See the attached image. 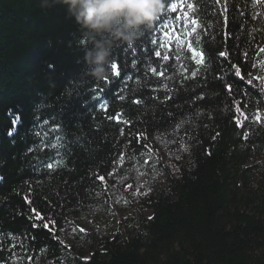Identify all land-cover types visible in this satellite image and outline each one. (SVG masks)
<instances>
[{
	"label": "trees",
	"instance_id": "1",
	"mask_svg": "<svg viewBox=\"0 0 264 264\" xmlns=\"http://www.w3.org/2000/svg\"><path fill=\"white\" fill-rule=\"evenodd\" d=\"M188 2L201 21L199 35H189L176 19L182 11L170 12L165 0L164 12L132 46L115 44L110 63L120 76L109 63L105 84L88 75L92 39L65 6L0 0V264H264V81L248 85L230 75V95L217 79L230 68L220 51L242 74L264 76V3L227 0L225 17L223 0ZM161 21L175 29L171 41L158 30ZM196 40L205 54L201 66L187 48ZM98 86L108 111L91 99ZM117 113L131 124L108 119ZM44 121V131L60 129L45 140L56 147L40 151L35 133ZM140 132L147 140L134 139ZM119 192L134 200L133 216L111 233H79L88 216L111 210ZM32 209L56 221L59 239L32 227L42 223Z\"/></svg>",
	"mask_w": 264,
	"mask_h": 264
},
{
	"label": "clouds",
	"instance_id": "2",
	"mask_svg": "<svg viewBox=\"0 0 264 264\" xmlns=\"http://www.w3.org/2000/svg\"><path fill=\"white\" fill-rule=\"evenodd\" d=\"M59 3L92 39L85 53L88 75L100 81L117 43L132 46L165 10V0H40L44 9Z\"/></svg>",
	"mask_w": 264,
	"mask_h": 264
},
{
	"label": "snow or ice",
	"instance_id": "3",
	"mask_svg": "<svg viewBox=\"0 0 264 264\" xmlns=\"http://www.w3.org/2000/svg\"><path fill=\"white\" fill-rule=\"evenodd\" d=\"M223 2H224L225 6H224V11L221 13V15L226 17V14H227V6H226L227 0H223ZM216 3L220 4L221 0H216ZM255 3H257V4L264 3V0H255ZM167 7H168V10L170 12H173V13H175L178 10V8H179L182 11L183 15H182V17H176V19H183V21L185 23V26H187L189 28V35H192V34L199 35V33L197 32V28L201 27V21L195 15H192V13H195V11H196V7H195V5L193 3L188 2V0H183V2L178 5L177 3L171 2V0H169V3L167 5ZM158 30L163 32L164 37H166L168 41H171L173 35L175 34V29L172 27V25H169L168 23H165L164 21L160 22V24L158 26ZM150 42L153 45L157 44V40L156 39H152ZM194 43H199V40H196V41H193V42H189L187 44V48H188L189 52L191 53V59L195 62V64L197 66H201V65H203L205 63V54L203 52L197 51L195 49V47L193 46ZM160 46L163 47L165 45L161 44ZM259 52L260 53H264V46H261L259 48ZM218 55H219V57H221L224 60L228 61L229 65H230V68L222 69V73H223L222 76H218L217 77V79L225 80L224 86H225L227 92L230 95L234 94V85L232 83H230V82H227V80L225 79L226 77H228L230 75H234L240 81H245L246 84H248V85H253L254 80H262V81H264V76H256V75H254V73L252 71H249L246 74H242V71H241V67L242 66L238 65L237 63H233L229 59V53L227 51H220ZM243 55H244V57H247L248 53L245 52ZM155 56L159 58V57H161V53L159 51H156L155 52ZM163 59L165 61H168L169 60V56H163ZM261 66L264 67V62H262ZM49 67L53 68L54 66L49 65ZM109 67H110V70L113 73V75H115L117 77L120 76V72L118 70V65L115 62V60H113V62L110 63ZM251 67L253 69H256L257 68V64L255 62H253L251 64ZM150 70H151V72L153 74H156V75H159V76H163L164 75L163 72H158V70L156 68H151ZM200 70H201L200 67H197V69L195 71L191 72V76L192 77H196L197 73ZM108 83H109V81H108V79L106 77L105 78V84H108ZM90 91L92 93L91 99L96 101L98 103V105L102 108V110L108 111L107 104H106V98L103 95V93L105 91V88L98 86L97 88L90 89ZM259 91L261 93H264V86H262L259 89ZM120 98L123 99V97H120ZM168 99H171V97H168ZM199 99H203V97L201 96V97H199ZM134 103L140 104L141 101L140 100H135ZM235 111H236V113H239L240 116H244V113L242 112L240 106H237ZM255 118H256L257 122L260 121L259 114H257ZM18 119H19V117H15L13 119V125L16 124ZM108 119L115 120L117 123H123V124H126V125H130L131 124L130 120L123 119V114L122 113H117L114 116H109ZM244 119L247 120V116H244ZM47 123H48V121H44L43 124H40L39 125L40 131H37L35 133L36 136L40 137L39 143L35 146V148H39L40 151H44L48 147H56L55 144L49 146L48 144L45 143V140L48 138L49 133L55 132V131H59L60 125H58V124L54 125L53 127L48 128L47 131H44L43 130L44 129V124H47ZM236 124H237V127H240L243 124V121L237 119L236 120ZM41 133H43V135H41ZM12 134H13V132L9 131L8 135L11 136ZM120 134L121 135L124 134L123 129H121V133ZM248 135L249 134L247 132H244L243 133L244 139H247ZM141 137H143V139L147 140V135L144 132L138 133L137 136L134 139L139 141ZM56 139H57V141H59L62 138L58 136V137H56ZM35 148H29L28 151L32 152V151L35 150ZM184 150L187 151L186 148ZM149 151H151V149H149ZM37 159H39V158H37ZM121 159H123V157H121ZM177 159H179V157H177ZM43 167H45L47 169H53L54 165H53V163L46 162V163L43 164ZM108 175L111 177L114 174L110 172ZM0 179H2V177H0ZM96 179H98L100 181H104L105 177L103 175L97 174L96 175ZM127 187L131 188L132 185L128 184ZM25 201L27 203L31 204V200L28 198V196H25ZM32 212L35 214L34 215V220H38V221L42 222L41 224L33 223L32 227L33 228L42 227L43 229L48 230L49 232H51L53 234L54 238L59 239L58 237H55V231H56V227H57L56 226V221L54 219H52V218H49L47 221H45V218L39 212H37L35 209H32ZM50 225L52 227H49ZM60 230L62 231L63 229L61 228ZM80 231L83 232L84 229L81 228Z\"/></svg>",
	"mask_w": 264,
	"mask_h": 264
},
{
	"label": "rangeland",
	"instance_id": "4",
	"mask_svg": "<svg viewBox=\"0 0 264 264\" xmlns=\"http://www.w3.org/2000/svg\"><path fill=\"white\" fill-rule=\"evenodd\" d=\"M140 175V174H138ZM145 180L144 176L140 175L137 179L136 185L138 187L143 186ZM132 197V196H131ZM136 208L134 206V200L129 198V194L126 195L123 192H119L114 195L111 210L102 208L94 213V215L88 216L84 219L77 229L79 233H86L87 231H96L100 233L113 232L119 220H125L133 216ZM84 229L83 232L80 229ZM67 242H73V235H65ZM81 248H86L88 244L76 243L74 244Z\"/></svg>",
	"mask_w": 264,
	"mask_h": 264
}]
</instances>
